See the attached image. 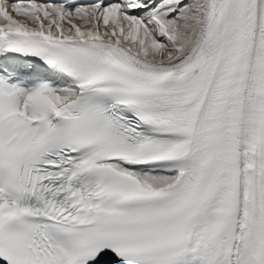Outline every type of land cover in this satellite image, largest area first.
Returning a JSON list of instances; mask_svg holds the SVG:
<instances>
[{
    "label": "snow or ice",
    "instance_id": "6c2138e0",
    "mask_svg": "<svg viewBox=\"0 0 264 264\" xmlns=\"http://www.w3.org/2000/svg\"><path fill=\"white\" fill-rule=\"evenodd\" d=\"M0 264H264V0H0Z\"/></svg>",
    "mask_w": 264,
    "mask_h": 264
}]
</instances>
